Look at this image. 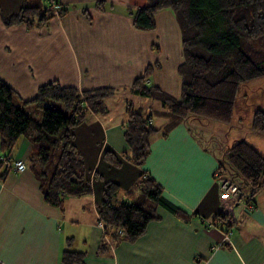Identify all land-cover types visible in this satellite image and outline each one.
<instances>
[{
  "label": "crops",
  "instance_id": "1",
  "mask_svg": "<svg viewBox=\"0 0 264 264\" xmlns=\"http://www.w3.org/2000/svg\"><path fill=\"white\" fill-rule=\"evenodd\" d=\"M32 1L38 0H0V79L14 88L21 101L31 100L40 86L51 81L80 91L107 87L129 92L125 89L156 62L161 67L147 84L180 98L178 67L183 53L172 10L156 14L155 30L141 31L134 27L128 9L142 7L147 0H106L104 11L95 7V0H48L69 7L66 15L54 9L55 17L43 27L5 26L3 17ZM253 85L257 105L247 111L245 124L240 122L241 111L234 108L229 123L190 115L167 132L170 117L157 114L151 122L160 132L152 136L143 166L129 158L124 136L127 117L122 111L126 104L105 114L91 113L73 130V143L92 191L65 197L63 210L45 201L29 162L35 146L32 140L20 138L8 155L25 160L28 169L0 179V264H62L65 249L85 253L84 264H264V186L251 196L226 159L227 150L241 141L264 157V133L251 127L254 113L264 111V77L241 84L245 90ZM136 98L147 111L144 97ZM108 150L121 158L119 167L104 159ZM143 172L162 187L167 201L193 217L185 222L159 208L161 218L151 221L135 242L123 241L97 254L104 237L98 210L104 184L119 185L117 202H134L140 197L136 189ZM220 178L237 183L255 207L232 231L240 207L220 194Z\"/></svg>",
  "mask_w": 264,
  "mask_h": 264
},
{
  "label": "trees",
  "instance_id": "2",
  "mask_svg": "<svg viewBox=\"0 0 264 264\" xmlns=\"http://www.w3.org/2000/svg\"><path fill=\"white\" fill-rule=\"evenodd\" d=\"M95 7L104 11L106 0H95ZM54 9L64 16L69 7L58 1L44 7L32 1L19 12L3 17V23L8 27L23 25L27 29L43 27L55 17ZM165 9L174 12L181 31L183 62L178 67L181 96L174 98L159 87L147 84L154 71L161 67L159 62L145 68L143 75L132 83L131 91L161 103L163 111L158 114L170 117L167 132L190 115L231 122L240 85L264 77V0H147L146 5L128 10L135 28L153 31L156 14ZM83 14L91 19L87 9ZM115 92L116 89L107 87L80 91L51 81L40 86L31 100L23 102L14 88L0 79V151L3 156H10L8 153L20 138L32 140L35 151L29 162L48 204L63 210L65 197L91 193L83 159L73 143V130L91 113L105 114L108 111L105 99ZM54 102L66 112L55 107ZM30 104L40 108L41 122L28 115L26 107ZM126 113L124 136L129 158L143 166L151 152L152 136L158 130L151 117L131 105ZM251 127L264 133V111L254 113ZM104 159L114 167L122 164L121 158L109 150ZM226 159L240 174L251 196L262 189L264 157L253 146L238 142L227 150ZM8 173L6 163L0 160V179ZM137 187L140 192L137 201L119 203L116 200L119 185L113 181L104 184L98 208L104 237L97 254L107 253L123 241L135 242L145 234L151 221L161 218L159 208L185 222L193 217L167 201L162 187L145 172L140 175ZM84 257L85 253L65 249L61 262L84 264Z\"/></svg>",
  "mask_w": 264,
  "mask_h": 264
},
{
  "label": "rangeland",
  "instance_id": "3",
  "mask_svg": "<svg viewBox=\"0 0 264 264\" xmlns=\"http://www.w3.org/2000/svg\"><path fill=\"white\" fill-rule=\"evenodd\" d=\"M50 1V0H49ZM39 4H41L43 7L48 5V0H38ZM151 78V77H150ZM249 82V81H247ZM246 83V82H244ZM128 90L129 92H119L120 90L116 91L112 96L108 97L107 99H105V107L107 108V110L109 109V111L113 110H119V108L123 105H125V108L122 110L123 113L126 114L127 117V113H126V108L128 107V105H131L133 107L134 110H139L137 109V107H143L140 112L142 114H144V116L146 117H151V119L153 120L154 117H156V115L159 112L163 111V108L161 106V103L156 100V99H152L149 97H144L145 102L144 105H149L147 106L148 110L146 111V109L144 108V106H138L137 105V96L131 91V88L125 89ZM255 90H256V85L250 86V88H247L246 90L244 88H242V86L240 85L239 90H238V95H237V105H235V109L241 111L242 113V119H241V124H245L247 123V117H248V112L247 111H252L253 110V106L257 105V99L254 98L255 96ZM126 93H130L128 96H125ZM131 95H133L131 97ZM153 103H157V105H159V107H157V105H153ZM55 107L59 108L60 110H62L63 112H66L65 109L59 104L54 102ZM157 111L152 110L153 108ZM28 107V106H27ZM26 107V111L28 113L29 116H31L32 118H34L35 120H39L38 122H41V110L39 107H37V105H32V107L27 108ZM36 112L40 113V115L38 116L36 114ZM158 112V113H157ZM236 114H238V111L236 112ZM155 127H157L156 125H154ZM160 132V131H159ZM157 132V133H159ZM234 182V181H232ZM247 189V187L245 188ZM137 194L139 195V189H136Z\"/></svg>",
  "mask_w": 264,
  "mask_h": 264
},
{
  "label": "built area",
  "instance_id": "4",
  "mask_svg": "<svg viewBox=\"0 0 264 264\" xmlns=\"http://www.w3.org/2000/svg\"><path fill=\"white\" fill-rule=\"evenodd\" d=\"M0 160L6 163L10 173H22L28 169V165L23 159H15L10 156L6 157L1 155ZM218 184L220 188V194L223 197L232 198L238 203L237 205L240 207L237 217L234 219V222L231 223L233 225L231 228L232 231L233 227H237L241 223L243 217L252 213L255 207L253 205L251 196L245 193L237 183L232 182L229 179L220 178L218 179ZM231 231L226 233V239L228 238Z\"/></svg>",
  "mask_w": 264,
  "mask_h": 264
}]
</instances>
